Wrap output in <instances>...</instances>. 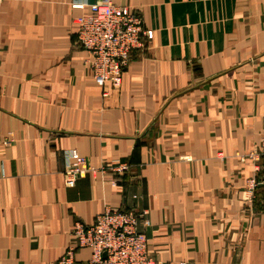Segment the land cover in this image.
<instances>
[{
	"label": "crops",
	"instance_id": "1",
	"mask_svg": "<svg viewBox=\"0 0 264 264\" xmlns=\"http://www.w3.org/2000/svg\"><path fill=\"white\" fill-rule=\"evenodd\" d=\"M101 0H0V264H56L76 223L141 213L163 264H264V0H114L153 32L97 86L76 19ZM91 166L64 184L68 151ZM89 249L75 255L87 264Z\"/></svg>",
	"mask_w": 264,
	"mask_h": 264
},
{
	"label": "built area",
	"instance_id": "2",
	"mask_svg": "<svg viewBox=\"0 0 264 264\" xmlns=\"http://www.w3.org/2000/svg\"><path fill=\"white\" fill-rule=\"evenodd\" d=\"M77 42L87 54L86 63L90 77L99 87L117 89L122 73L132 55L142 52L153 38V32L144 29L140 15L134 10L116 5L114 0H101L76 19ZM9 144L8 140L0 141ZM63 172L67 188L75 187L86 174L125 175L129 166L124 163H100L91 166L76 151H68ZM260 159V177L247 180L243 201L249 202L256 188L264 190V132L260 136L258 151L249 155ZM4 176L0 163V178ZM149 225L143 214L134 210L120 211L106 208L91 224L76 223L70 231L71 240L64 255L56 264H76L75 255L81 249H89L87 264H163L157 261L147 248V238L140 229ZM188 264V263H182Z\"/></svg>",
	"mask_w": 264,
	"mask_h": 264
}]
</instances>
